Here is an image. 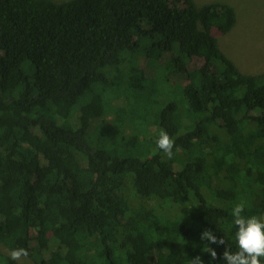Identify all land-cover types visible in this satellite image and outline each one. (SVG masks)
Instances as JSON below:
<instances>
[{
    "label": "trees",
    "instance_id": "16d2710c",
    "mask_svg": "<svg viewBox=\"0 0 264 264\" xmlns=\"http://www.w3.org/2000/svg\"><path fill=\"white\" fill-rule=\"evenodd\" d=\"M235 20L223 2L0 0V264H226L233 207L264 216V71L212 33ZM164 54L185 81L165 103L144 81Z\"/></svg>",
    "mask_w": 264,
    "mask_h": 264
},
{
    "label": "rangeland",
    "instance_id": "374dc122",
    "mask_svg": "<svg viewBox=\"0 0 264 264\" xmlns=\"http://www.w3.org/2000/svg\"><path fill=\"white\" fill-rule=\"evenodd\" d=\"M63 1V0H56ZM210 2H223L231 5L235 12V23L233 27L225 32H216L212 30L215 35L219 48L230 56L236 63V66L245 73H255L264 71V0H194L196 6H202ZM168 61V54H164L160 59L156 58L155 63L149 64L145 70V81L148 89L159 91L155 93L160 96L165 94L161 100L165 103L168 98H173L176 91L172 89L178 85L173 86V83H180L184 85V79L178 78V74L168 70L165 62ZM170 62V55H169ZM170 71V72H169ZM131 68L127 65H122L116 69L114 80L122 85L134 86V78L131 77ZM169 77L170 82H167ZM138 82H136L137 85ZM142 84V83H141ZM161 102V103H162ZM0 248L2 246L0 245Z\"/></svg>",
    "mask_w": 264,
    "mask_h": 264
},
{
    "label": "clouds",
    "instance_id": "9594fccd",
    "mask_svg": "<svg viewBox=\"0 0 264 264\" xmlns=\"http://www.w3.org/2000/svg\"><path fill=\"white\" fill-rule=\"evenodd\" d=\"M174 144V139L167 131H161L156 139L157 147L169 159L173 156ZM244 210L243 203L236 204L232 209L231 215L234 225L238 226V230L234 234L238 250L232 252L226 248L223 253V260L226 261V264H264V216H244L242 214ZM201 239L207 240L211 244H225L224 237L218 238L211 230H204L201 233ZM203 250L209 252L213 259L216 258L215 249L209 247ZM28 255L29 253L25 248H16L10 251V258L14 261H19ZM189 264H204V262L199 256H196L189 260Z\"/></svg>",
    "mask_w": 264,
    "mask_h": 264
}]
</instances>
